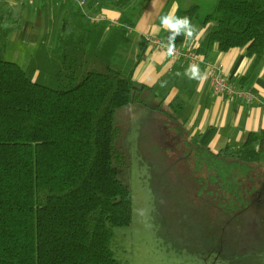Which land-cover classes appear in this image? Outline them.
Instances as JSON below:
<instances>
[{
	"label": "trees",
	"instance_id": "16d2710c",
	"mask_svg": "<svg viewBox=\"0 0 264 264\" xmlns=\"http://www.w3.org/2000/svg\"><path fill=\"white\" fill-rule=\"evenodd\" d=\"M149 1L65 0L53 41L24 67L6 51L25 6L0 0V264H127L112 248L115 229L132 220L129 128L118 113L146 105L151 92L133 82L148 46L136 24ZM172 2L177 17L214 24L195 48L203 58L215 47L264 55V0ZM106 8L120 13L116 23L100 17ZM184 104L153 108L166 117L168 145L145 130L143 146L177 191L202 196L204 214L228 228L264 189L255 149L264 129L215 152L180 132Z\"/></svg>",
	"mask_w": 264,
	"mask_h": 264
},
{
	"label": "crops",
	"instance_id": "0c3cea01",
	"mask_svg": "<svg viewBox=\"0 0 264 264\" xmlns=\"http://www.w3.org/2000/svg\"><path fill=\"white\" fill-rule=\"evenodd\" d=\"M7 1L12 4L23 3L25 6L23 25L11 35L7 46V50L10 45L14 48L16 62L24 66L26 60L30 62L41 42L53 41L64 12L65 0ZM169 12L177 16L176 2L150 0L137 21L136 30L143 35L151 34L168 47L170 33L161 25V17ZM100 17L116 23L120 13L106 8ZM213 25V23L207 26L194 25L193 35L187 39L183 34L177 35L174 48L185 50L197 48ZM17 38L23 40L25 47L15 44ZM26 48L32 49V56L29 55L28 59ZM204 59L221 64L223 74L242 89L254 94L257 99L248 102L243 96L216 94L210 83L209 70L204 63L198 65L205 78L199 81L191 80L182 75L189 67L185 59L169 56L165 48L150 42L145 58L134 71L133 82L151 89L146 104L150 109L167 107L174 98L182 97L185 104L179 118L182 124L180 132L192 143L217 152L227 144L241 145L245 143L250 132L264 129V55L256 59L255 55L248 53L246 47L227 51H219L215 47L212 55ZM150 109L148 115L152 116L153 110L151 112ZM158 114L155 116H163ZM259 145L264 161V138L260 140Z\"/></svg>",
	"mask_w": 264,
	"mask_h": 264
},
{
	"label": "rangeland",
	"instance_id": "374dc122",
	"mask_svg": "<svg viewBox=\"0 0 264 264\" xmlns=\"http://www.w3.org/2000/svg\"><path fill=\"white\" fill-rule=\"evenodd\" d=\"M22 41L17 38L15 44L25 47ZM26 51L28 59L32 49ZM6 58L17 59L11 45ZM148 108L136 104L118 113L119 124L129 128L125 143L133 197L130 224L115 229V255L127 264H257L264 258V189L241 210L244 217L236 215L238 221L228 228L219 214L205 215L207 209L198 203L202 196L177 191L176 180L165 179L153 165L142 143L143 131L167 146L169 130L166 117L149 116Z\"/></svg>",
	"mask_w": 264,
	"mask_h": 264
},
{
	"label": "built area",
	"instance_id": "2783aa9c",
	"mask_svg": "<svg viewBox=\"0 0 264 264\" xmlns=\"http://www.w3.org/2000/svg\"><path fill=\"white\" fill-rule=\"evenodd\" d=\"M83 3L84 1L81 2V5ZM145 38L151 44H155L165 48L169 56L180 57L185 59L189 63V65L191 64L198 65L199 63H204L209 70L210 83L213 88V91L216 94L226 95L231 97L243 96L244 98H246L248 102H253L254 100L257 99L254 94H252L247 90L242 89L235 81L231 80L230 78H228V76L223 74L221 64H216L214 62L205 60L201 55L197 53L195 49L185 50V49L174 48V50L171 53H169L168 47L161 40L152 37L151 34H145Z\"/></svg>",
	"mask_w": 264,
	"mask_h": 264
},
{
	"label": "clouds",
	"instance_id": "9594fccd",
	"mask_svg": "<svg viewBox=\"0 0 264 264\" xmlns=\"http://www.w3.org/2000/svg\"><path fill=\"white\" fill-rule=\"evenodd\" d=\"M161 25L170 33L168 37V51L171 53L175 47V38L177 35H185L186 39L193 35L195 26L188 15L177 17L173 12L161 17ZM177 75H181L177 73ZM191 80H203L205 76L201 73L199 65L191 64L182 74ZM255 149L259 151L260 145L257 143Z\"/></svg>",
	"mask_w": 264,
	"mask_h": 264
}]
</instances>
